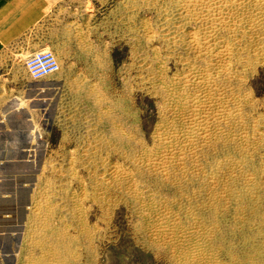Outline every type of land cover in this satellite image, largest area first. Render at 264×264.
<instances>
[{"label":"rangeland","instance_id":"obj_1","mask_svg":"<svg viewBox=\"0 0 264 264\" xmlns=\"http://www.w3.org/2000/svg\"><path fill=\"white\" fill-rule=\"evenodd\" d=\"M222 2L0 0V264H264V0Z\"/></svg>","mask_w":264,"mask_h":264},{"label":"built area","instance_id":"obj_2","mask_svg":"<svg viewBox=\"0 0 264 264\" xmlns=\"http://www.w3.org/2000/svg\"><path fill=\"white\" fill-rule=\"evenodd\" d=\"M26 68L34 79L43 78L57 70V62L50 52H38L26 60Z\"/></svg>","mask_w":264,"mask_h":264},{"label":"bare ground","instance_id":"obj_3","mask_svg":"<svg viewBox=\"0 0 264 264\" xmlns=\"http://www.w3.org/2000/svg\"><path fill=\"white\" fill-rule=\"evenodd\" d=\"M208 2L210 3V4H212V6L213 5H217L218 3H222V5L224 4L223 2H222V0H208ZM231 2V1H230ZM252 2V1H251ZM262 2V1H261ZM194 3V2H193ZM206 3V2H205ZM244 3V2H243ZM254 3V2H253ZM227 4V3H226ZM229 4V3H228ZM240 4V3H239ZM255 4V3H254ZM206 5V4H205ZM257 5V4H256ZM196 6V5H195ZM239 6V5H238ZM258 6V5H257ZM202 7V6H201ZM214 7V6H213ZM224 7V6H223ZM259 7V6H258ZM240 8V7H239ZM250 8V7H249ZM248 8V9H249ZM204 9V8H203ZM209 8L207 7V10H208ZM253 9V8H252ZM194 11V10H193ZM220 11V10H219ZM257 11V10H256ZM208 12V11H207ZM261 12V11H260ZM230 13V12H229ZM203 15V14H202ZM196 16V15H195ZM225 16V15H224ZM228 16V15H227ZM214 17V16H213ZM204 18V17H203ZM228 19V18H227ZM199 20V19H198ZM233 20H236V19H233ZM216 22V21H215ZM238 23V22H237ZM233 24V23H232ZM235 24V23H234ZM213 25V24H212ZM231 28V27H230ZM225 29V28H224ZM209 31H207L206 32V36L207 37H209V36H211L212 35V30H210V29H208ZM242 31V30H241ZM240 38V37H239ZM204 40V39H203ZM218 40V39H217ZM195 41V40H194ZM221 41V40H220ZM204 43L206 42L205 40L203 41ZM213 43V42H212ZM192 44V43H191ZM222 44L223 45H221L219 48H221V49H211V50H209V53H210V55L211 56H214V58L215 57H221V56H223V53H224V51H225V49H227L226 47H227V45L226 44H224V42H222ZM190 45V44H189ZM187 46H188V44H187ZM196 45H194V47H195ZM202 46V45H201ZM204 47H206V46H204ZM190 48V47H189ZM209 48H210V46H209ZM223 48V49H222ZM194 50V49H193ZM253 54V53H252ZM196 56V55H195ZM213 58V57H212ZM54 59H55V57H54ZM234 59V58H233ZM56 60V59H55ZM186 60V59H185ZM227 61V60H226ZM210 62V61H209ZM211 63H213V62H211ZM215 63V62H214ZM221 63V62H220ZM222 64V63H221ZM216 66V65H215ZM214 66V67H215ZM229 67V66H228ZM57 69H58V66H57ZM219 69H221V68H219ZM225 70V69H224ZM224 70H222V72L224 71ZM187 73H189V72H187ZM186 75V74H185ZM211 76V75H210ZM227 76V75H226ZM214 77V76H213ZM217 77V76H216ZM228 77V76H227ZM218 79V78H217ZM201 80V79H200ZM203 80V79H202ZM192 81V80H191ZM197 81V80H196ZM199 81V80H198ZM198 81H197V83H198ZM199 84V83H198ZM212 84V83H211ZM203 86V85H202ZM220 86V85H219ZM217 88V87H216ZM212 89V88H211ZM215 90V89H214ZM164 91V90H163ZM198 91V90H197ZM219 91H221V89L219 90ZM165 93V92H164ZM224 94V93H223ZM221 97V96H220ZM203 98V97H202ZM192 100V99H191ZM194 101H196V100H194ZM216 103V102H215ZM211 104H212V102H211ZM197 105V104H196ZM210 105V104H209ZM219 106V105H218ZM161 107V106H160ZM195 108V107H194ZM203 109H204V107H203ZM233 109V108H232ZM186 111V110H185ZM209 111V110H208ZM194 112H196V111H194ZM217 113H218V111H217ZM214 114V113H213ZM191 115V114H190ZM189 116V115H188ZM193 116V115H192ZM202 116V115H201ZM213 117H215V116H213ZM212 117V118H213ZM209 118V117H208ZM211 118V117H210ZM220 119V118H219ZM222 119V118H221ZM185 120V119H184ZM226 120V119H225ZM224 120V121H225ZM191 122V121H190ZM221 122V121H220ZM188 126V125H187ZM190 126V125H189ZM202 126V125H201ZM200 126V127H201ZM214 126V125H213ZM199 127V128H200ZM206 128V127H205ZM199 130H201V129H199ZM198 130V131H199ZM206 130V129H205ZM187 131H188V129H187ZM200 132V131H199ZM192 133V132H191ZM205 133V132H204ZM201 136V135H200ZM165 137H166V135H165ZM207 137V136H206ZM191 140V139H190ZM189 142V141H188ZM194 142V141H193ZM216 147V146H215ZM212 148V147H211ZM194 149V148H193ZM175 150V149H174ZM178 150V149H177ZM237 150V149H236ZM163 151V150H162ZM181 151V150H180ZM183 151V150H182ZM245 151V150H244ZM176 152V151H175ZM177 155V154H176ZM170 156H172V155H170ZM225 165V164H224ZM149 173V172H148ZM152 173V172H151ZM116 184V183H115ZM213 186V185H212ZM161 207V206H160ZM195 233V232H194ZM205 237V236H204ZM199 238V237H198Z\"/></svg>","mask_w":264,"mask_h":264}]
</instances>
